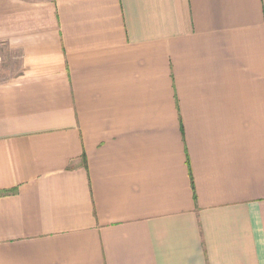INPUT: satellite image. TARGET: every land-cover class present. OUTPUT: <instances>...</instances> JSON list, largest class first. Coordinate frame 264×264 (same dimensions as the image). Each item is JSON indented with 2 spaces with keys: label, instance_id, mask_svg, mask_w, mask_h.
Instances as JSON below:
<instances>
[{
  "label": "crops",
  "instance_id": "crops-1",
  "mask_svg": "<svg viewBox=\"0 0 264 264\" xmlns=\"http://www.w3.org/2000/svg\"><path fill=\"white\" fill-rule=\"evenodd\" d=\"M0 264H264V0H0Z\"/></svg>",
  "mask_w": 264,
  "mask_h": 264
}]
</instances>
